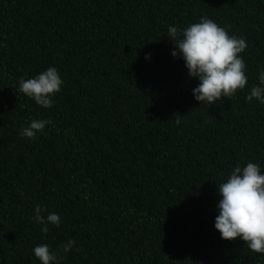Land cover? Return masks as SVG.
Returning <instances> with one entry per match:
<instances>
[{
  "label": "trees",
  "instance_id": "trees-1",
  "mask_svg": "<svg viewBox=\"0 0 264 264\" xmlns=\"http://www.w3.org/2000/svg\"><path fill=\"white\" fill-rule=\"evenodd\" d=\"M202 17L248 45V84L212 106L167 37ZM261 66L264 0H0V264H40V244L61 264H264L214 227L218 184L264 168ZM49 67L64 83L45 109L18 82ZM33 119L52 124L22 138ZM37 205L61 226L44 235Z\"/></svg>",
  "mask_w": 264,
  "mask_h": 264
},
{
  "label": "clouds",
  "instance_id": "clouds-1",
  "mask_svg": "<svg viewBox=\"0 0 264 264\" xmlns=\"http://www.w3.org/2000/svg\"><path fill=\"white\" fill-rule=\"evenodd\" d=\"M167 37L175 45L171 55L184 61L189 77L198 78L192 94L201 104L212 106L222 97L231 99L237 90L248 84L246 63L241 55L248 46L245 37L230 35L208 17L182 30L169 26ZM145 59L150 60L151 53L146 54ZM258 81L246 99L264 104V66L259 69ZM63 83L57 68L49 67L32 78L21 77L18 90L48 109L53 106L55 94L61 91ZM176 123L179 125L180 119L177 118ZM51 124L48 119H33L19 134L22 138L34 139ZM217 192L220 199L214 227L221 239H240L253 253L264 255V168L253 162L244 166L237 164L226 180L218 184ZM43 211L46 209L37 205L32 222L42 225L41 232L47 235L49 224L59 228L62 220L58 213L50 212L45 217L41 214ZM75 245L74 240H69L60 246V251L68 253ZM33 253L40 264H61L59 252L51 250L48 244L37 245Z\"/></svg>",
  "mask_w": 264,
  "mask_h": 264
}]
</instances>
